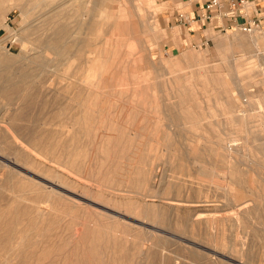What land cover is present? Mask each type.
<instances>
[{
  "label": "rangeland",
  "instance_id": "rangeland-1",
  "mask_svg": "<svg viewBox=\"0 0 264 264\" xmlns=\"http://www.w3.org/2000/svg\"><path fill=\"white\" fill-rule=\"evenodd\" d=\"M64 1L0 18V77L27 68L35 87L27 107L0 97V161L21 171L0 163V264H264V35L179 25L185 0H108L93 70L74 41L94 14ZM53 24L92 93L44 49Z\"/></svg>",
  "mask_w": 264,
  "mask_h": 264
},
{
  "label": "bare ground",
  "instance_id": "bare-ground-1",
  "mask_svg": "<svg viewBox=\"0 0 264 264\" xmlns=\"http://www.w3.org/2000/svg\"><path fill=\"white\" fill-rule=\"evenodd\" d=\"M70 1H76V0H67V1H64V2H61L60 3V5H59V7H61V8H63L64 9V7H66V5L65 4H67L68 2H70ZM78 1V0H77ZM108 3L109 1L108 0H100V1H93V0H80V4H75L74 6H72V9L74 10V12H76V13H80V11H82L81 10V6H82V4H83V6H85V9H88L90 12L89 13H91V15L92 14H94L93 16H92V20H90V21H83V22H81V23H78V27H79V29L82 27V26H84L89 32H90V35H91V38H90V40L89 41H84V40H82V39H76L74 42H77V44H78V47L80 48V51H82L83 50V48L84 47H89L88 49H93L94 50V52L93 53H91V55H92V58H93V60H94V63H93V61H92V65H93V67H94V69L92 68V67H90L91 69H93V70H95L96 69V66H97V61H96V58H97V55H96V52H98V50L96 51V47H98V46H96L95 47V40H96V34H95V30H96V28L100 25L99 24V22H98V17H99V14H100V9L98 10V8L99 7H103V5H104V7H106V5L107 4H104V3ZM40 4V0H0V18L2 17V15L4 14V13H7L8 11H10V10H13V9H17L21 14H22V16H23V18L24 17H26L27 15H28V13H30L29 12V10L31 9V8H34V7H36V6H38ZM74 4V3H73ZM72 4V5H73ZM102 5V6H101ZM71 6V5H70ZM90 6V7H89ZM125 6V5H124ZM123 6V7H124ZM58 7V8H59ZM57 8V9H58ZM126 8V7H125ZM136 8V7H135ZM83 9V8H82ZM132 9V8H131ZM70 10V9H69ZM136 10V12H137V9H135ZM134 10V11H135ZM84 11V10H83ZM82 11V12H83ZM132 11V10H131ZM81 12V14L80 15H82L83 13ZM133 12V11H132ZM133 14V13H132ZM136 14H138V12L136 13ZM131 15V14H130ZM76 16H77V14H76ZM114 16V15H113ZM137 17H139L140 18V15L138 14V15H136ZM42 17V16H41ZM84 17V16H83ZM119 17H120V15H119ZM78 18V17H77ZM90 18V17H89ZM89 18L87 19V20H89ZM79 19H81V18H79ZM120 20V19H119ZM49 21V20H48ZM52 22V21H51ZM124 23L123 24H121V22H119L121 25L119 26V28H122V29H124V27H125V23H126V21H123ZM130 23V22H129ZM48 25V24H47ZM119 25V24H118ZM52 27V26H51ZM70 27V26H69ZM115 28V27H114ZM101 29V28H100ZM45 30H47V26L45 27ZM70 30H72V29H70ZM119 31V30H118ZM9 32V31H8ZM100 32H101V30H100ZM120 32V31H119ZM73 33H75V32H73ZM105 33V32H104ZM124 33V32H123ZM10 34H11V36H14V33L13 32H10ZM101 34V33H100ZM106 34V33H105ZM120 34L121 35H123L121 32H120ZM132 34V33H131ZM124 36H125V34H124ZM123 36V37H124ZM72 35L70 36V34H69V29H68V27L67 26H65V25H59V24H53V27H52V29H51V32H50V34L49 35H47V37H46V39H45V41L44 42H42V44H43V47H44V49L46 50V51H48V52H50V53H52V54H54V56L56 57V60L57 59H63V60H67V62H72L71 63V65L72 64H74L73 62H75L76 63V67H75V71H71V70H69L68 68H66L64 71H63V73L65 74V78H66V80H67V82H68V84H67V86H68V88L67 89H71V90H73L76 94H77V96L79 97V93H80V91H81V87H82V85L84 84V80H82V76L80 75L79 76V73H80V71L82 70V68H83V62H81V59L82 58H85L86 57V55L84 54H81L80 55V57H77V55H76V57H75V55L73 54V50H72V46H71V44H73L71 41H72V38L73 39H75V37H72ZM126 37V36H125ZM41 38V37H40ZM40 38L38 39L37 38V41L38 42H41V40H40ZM134 39V38H133ZM71 40V41H70ZM99 40V39H98ZM110 40V39H109ZM62 41H66L67 43L66 44H68L69 43V45L70 46H67V47H64V48H60V43L62 42ZM124 41V40H123ZM259 41V40H258ZM98 42H100V41H98ZM109 43V42H108ZM102 44V43H101ZM97 45V44H96ZM101 47V46H100ZM262 47V46H261ZM59 48H60V50H59ZM108 48V47H107ZM100 54H101V52H100ZM110 55V54H109ZM99 57V56H98ZM101 58H102V56H100ZM75 58H77V60L75 59ZM3 60H6V59H3ZM82 60H84V59H82ZM1 61V60H0ZM61 61V60H60ZM4 62V61H3ZM65 62V61H64ZM106 62H107V60H106ZM11 63V60H6L5 62H4V64H6L7 65V67L6 68H8V66H9V64ZM1 64V63H0ZM107 64V63H106ZM91 65V66H92ZM3 66V65H2ZM5 66V65H4ZM68 66V65H67ZM99 67V66H98ZM103 67V66H102ZM64 68V67H63ZM100 68V67H99ZM104 68H105V66H104ZM98 69V68H97ZM96 69V70H97ZM102 69V68H101ZM6 71L8 72V70L6 69ZM30 71L31 70H29V69H27V68H21L20 70H17V72H16V74L14 75L15 77H9V76H7L6 74L5 75H3L2 77H0V97H7L10 93H14L13 95H16V96H21L20 98L23 100V101H21V105H26V107H27V105L29 106V104L32 102V101H30V100H28V94L25 92V91H27L26 89H31V90H34V85H33V83L32 82H28V78H30L31 77V73H30ZM102 71V70H101ZM104 71H105V69H104ZM2 72V71H1ZM1 72H0V75H2L1 74ZM7 72H4V73H7ZM9 72H11V71H9ZM14 73H15V71H14ZM84 73V72H83ZM98 73H99V70H98ZM107 73V72H106ZM110 73V72H109ZM82 74V73H81ZM97 74V73H96ZM103 75V74H102ZM101 75V76H102ZM106 76V75H105ZM100 77V76H99ZM64 78V77H63ZM89 79V78H88ZM101 80V79H100ZM107 80V79H106ZM109 81V80H108ZM66 83V82H65ZM85 84H89L88 85V88L90 89V92L92 93V90H94V86L96 85V84H90V83H88V82H85ZM98 84V83H97ZM99 85H101V84H99ZM107 86V85H106ZM89 89H88V92H89ZM96 90V89H95ZM29 92V91H28ZM64 92V91H63ZM100 92V91H99ZM65 93V92H64ZM70 93V92H69ZM43 94V93H42ZM94 95V94H93ZM23 96H25L24 98H23ZM59 96V95H58ZM67 97V96H66ZM68 97H69V95H68ZM74 97V96H73ZM96 97V96H95ZM19 98V99H20ZM20 99V100H21ZM81 99V98H80ZM71 100V99H70ZM19 101V100H18ZM78 101V100H77ZM11 102V101H10ZM79 102V101H78ZM83 102V101H82ZM93 103V102H92ZM43 104H46V103H43ZM96 104V103H95ZM97 105V104H96ZM98 106V105H97ZM134 106V105H133ZM85 107V106H84ZM91 107V106H90ZM41 108V107H40ZM89 108V107H88ZM91 111V110H90ZM93 111V110H92ZM93 112H95V111H93ZM83 113V112H82ZM99 113V112H98ZM89 114H90V112H89ZM101 114V113H100ZM81 121V120H80ZM80 121H79V123H80ZM84 122V120L83 121H81V123L80 124H82ZM87 124V123H86ZM83 125V124H82ZM108 135V134H107ZM88 137H89V134H88ZM135 141H137V140H135ZM127 142V141H126ZM115 143V142H114ZM122 144V143H121ZM128 144V143H127ZM126 146V145H125ZM123 148V147H122ZM121 148H119V150H120ZM127 151V150H126ZM116 152H118V151H116ZM119 152H121V151H119ZM131 153V152H130ZM116 154V153H115ZM119 154V153H118ZM125 154H126V152H125ZM124 155V154H123ZM129 155V154H128ZM132 155V154H131ZM130 155V156H131ZM121 157V156H120ZM129 158V157H128ZM3 161H0V163L3 165V166H5V168H8V169H10V170H12V171H14V172H18V173H20L19 171H17V170H15L14 168H12L11 166H16L15 165V163H12V162H10V161H6V160H4V159H2ZM7 162V163H5V162ZM137 162V161H136ZM8 164H10V165H8ZM130 165V164H129ZM18 168V166L16 167V169ZM131 168V167H130ZM25 174L27 175L26 176V178H28L29 180H31V181H34V182H36V183H39V184H42V185H44L45 187H48L49 189H52V190H54L55 192H58V193H63V192H61V190H60V187L58 188V186L56 187V186H54L53 185V183H50V182H46V181H44V180H42V179H39V178H36L34 175H31L30 173H27L26 171H25ZM1 175H2V173H1ZM32 177V178H31ZM29 209V208H28ZM9 211V210H8ZM7 211V212H8ZM15 211V210H14ZM30 211V210H29ZM33 211V210H32ZM37 211V210H36ZM0 213H1V211H0ZM10 213V212H9ZM29 213V212H28ZM11 214V213H10ZM13 214V216H14V213H12ZM22 214V213H21ZM19 215V216H23V214L22 215ZM30 214V216H31V213H29ZM32 214H35V212L33 213L32 212ZM117 215V214H116ZM16 216V215H15ZM29 216V217H30ZM0 217H2V216H0ZM26 217V216H25ZM24 217V218H25ZM35 217H36V214H35V216L34 217H32V218H34L35 219ZM40 217H41V215H40ZM15 218V217H14ZM19 218V217H18ZM16 219V218H15ZM21 219H23V217L22 218H20V220L19 221H21ZM27 219L29 220V218H28V216H27ZM26 219V220H27ZM17 220V219H16ZM27 220V221H28ZM18 221V222H19ZM36 221V220H35ZM29 222V221H28ZM34 222V221H33ZM7 223V222H6ZM16 223H17V221H16ZM39 223V222H38ZM0 224H2V223H0ZM31 224V225H30ZM29 225L32 227H34V225L32 224V222L30 223ZM43 224V223H42ZM5 225V224H4ZM7 225H8V223H7ZM6 225V226H7ZM39 225V224H38ZM6 226H4L5 227V229H6ZM17 226V225H16ZM18 226H19V224H18ZM23 226V225H22ZM10 228V227H9ZM8 228V229H9ZM3 229V228H2ZM33 229V228H32ZM35 230V229H34ZM37 230V229H36ZM27 231V230H26ZM49 231V230H48ZM8 232H9V230H8ZM7 232V233H8ZM50 232V231H49ZM19 235V234H18ZM8 236H9V234H8ZM50 236V235H49ZM22 237V236H21ZM8 238V237H7ZM55 239V238H54ZM56 240V239H55ZM178 240H180V239H178ZM177 240V241H178ZM181 241V240H180ZM183 241V240H182ZM34 244V243H33ZM192 244V243H191ZM59 245V244H58ZM61 245V244H60ZM32 246V245H31ZM29 247H30V245H29ZM46 247V246H45ZM91 247V246H90ZM102 247V246H101ZM203 248V247H202ZM103 249V248H102ZM29 250H31L30 248L27 250V251H29ZM44 250V249H43ZM42 250V251H43ZM26 251V252H27ZM57 251V250H56ZM101 251H103V250H101ZM40 252H41V250H40ZM93 252V251H92ZM31 253H33V250H31ZM66 253V252H65ZM68 253V252H67ZM45 254V253H44ZM79 254V253H78ZM23 255V254H22ZM28 255V254H27ZM29 255H30V253H29ZM32 255V254H31ZM30 255V256H31ZM38 255V254H37ZM46 255V254H45ZM44 256V255H43ZM53 256V255H52ZM37 257V256H36ZM21 258H22V256H21ZM45 258V257H44ZM95 258V257H94ZM29 259H27V261H28ZM42 259H40V261H41ZM70 260V259H69ZM94 261L96 260V259H93ZM116 260V259H115ZM37 261V260H36ZM97 261V260H96ZM95 261V262H96ZM128 261H130V260H128ZM172 261V260H171ZM25 262V261H24ZM51 262V261H50ZM132 262V261H131ZM29 263V262H28ZM31 263V262H30ZM35 263V262H34ZM39 263V262H38ZM100 263V262H99ZM106 263V262H105ZM171 263V262H170ZM233 263V262H232ZM27 264V263H26ZM69 264V263H68ZM97 264V263H96ZM107 264H109V263H107ZM172 264V263H171ZM174 264V263H173Z\"/></svg>",
  "mask_w": 264,
  "mask_h": 264
},
{
  "label": "built area",
  "instance_id": "built-area-1",
  "mask_svg": "<svg viewBox=\"0 0 264 264\" xmlns=\"http://www.w3.org/2000/svg\"><path fill=\"white\" fill-rule=\"evenodd\" d=\"M193 5L191 11L176 8L174 20L179 25L211 24L223 33L264 35V0H196Z\"/></svg>",
  "mask_w": 264,
  "mask_h": 264
},
{
  "label": "crops",
  "instance_id": "crops-1",
  "mask_svg": "<svg viewBox=\"0 0 264 264\" xmlns=\"http://www.w3.org/2000/svg\"><path fill=\"white\" fill-rule=\"evenodd\" d=\"M186 1H189L190 2V4H189V10L188 11H191L192 9H194V3L196 2V0H186Z\"/></svg>",
  "mask_w": 264,
  "mask_h": 264
}]
</instances>
